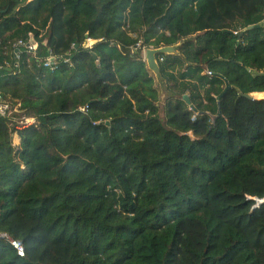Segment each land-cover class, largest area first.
<instances>
[{
    "label": "trees",
    "instance_id": "obj_1",
    "mask_svg": "<svg viewBox=\"0 0 264 264\" xmlns=\"http://www.w3.org/2000/svg\"><path fill=\"white\" fill-rule=\"evenodd\" d=\"M262 21L264 0H0V95L36 119L15 143L0 115V231L25 247L0 264H264ZM182 39L163 99L143 51Z\"/></svg>",
    "mask_w": 264,
    "mask_h": 264
},
{
    "label": "built area",
    "instance_id": "obj_2",
    "mask_svg": "<svg viewBox=\"0 0 264 264\" xmlns=\"http://www.w3.org/2000/svg\"><path fill=\"white\" fill-rule=\"evenodd\" d=\"M237 33V32H235ZM22 40H19L18 43L22 44ZM27 47L29 50L33 53H35L37 49V43L36 41L34 43H27ZM144 52V51H143ZM160 60H163L161 57ZM54 63V57H49L47 59L46 65H51ZM20 104L12 106L8 101H6L1 95H0V115L5 116L9 118L11 122V127L14 129V133H17V130L22 129L24 127H27L29 125H32L36 122L35 117L33 116H27L24 113L22 114L20 109ZM6 239L12 248L17 252V254L21 257L25 255V247L23 242L20 239L13 238L11 235H8L6 232L0 231V241Z\"/></svg>",
    "mask_w": 264,
    "mask_h": 264
},
{
    "label": "water",
    "instance_id": "obj_3",
    "mask_svg": "<svg viewBox=\"0 0 264 264\" xmlns=\"http://www.w3.org/2000/svg\"><path fill=\"white\" fill-rule=\"evenodd\" d=\"M262 25H264V21H262L260 24H258L256 26H262ZM29 38H30V43L35 42V39H34L32 34ZM187 39H189V38H187ZM187 39H182L180 42H178L177 44H174V45H163V46H160L157 48H146V49H144V60L146 61L148 68L155 74L157 81L161 85L160 87L162 88L163 99H166L170 95V93L167 90L166 81L163 78V76L161 75L158 56H159V54H175V55L182 56L179 49L181 48L183 42L187 41ZM96 42H97L96 39H90L89 35H87V41L84 43V45L88 47L90 45H93ZM231 87H232V85L227 82L225 90L222 93V95L224 93H226ZM245 95H246V97L253 98L252 94H250V93L246 92ZM183 98L188 103H190V98L187 94H184ZM106 124L109 125L110 121H106Z\"/></svg>",
    "mask_w": 264,
    "mask_h": 264
},
{
    "label": "crops",
    "instance_id": "obj_4",
    "mask_svg": "<svg viewBox=\"0 0 264 264\" xmlns=\"http://www.w3.org/2000/svg\"><path fill=\"white\" fill-rule=\"evenodd\" d=\"M250 94H252L253 98L264 99V91H255V92H251Z\"/></svg>",
    "mask_w": 264,
    "mask_h": 264
},
{
    "label": "rangeland",
    "instance_id": "obj_5",
    "mask_svg": "<svg viewBox=\"0 0 264 264\" xmlns=\"http://www.w3.org/2000/svg\"><path fill=\"white\" fill-rule=\"evenodd\" d=\"M155 75V74H154ZM156 77V76H155ZM157 80V79H156ZM158 84H159V82H157ZM161 85L159 84V87H160ZM160 89H161V93H162V88L160 87ZM18 136V134L17 133H14L13 134V141L15 142V143H19V141H20V139H19V137H17Z\"/></svg>",
    "mask_w": 264,
    "mask_h": 264
}]
</instances>
